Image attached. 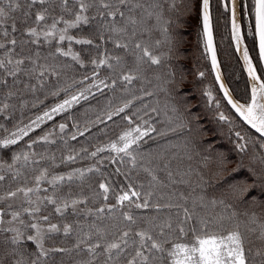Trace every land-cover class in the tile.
Wrapping results in <instances>:
<instances>
[{"label":"snow or ice","instance_id":"1","mask_svg":"<svg viewBox=\"0 0 264 264\" xmlns=\"http://www.w3.org/2000/svg\"><path fill=\"white\" fill-rule=\"evenodd\" d=\"M25 4L21 20L23 27H18L17 17L13 14L21 9L20 0H0V35L5 41L0 42V50H3L0 54V85H7V79L4 77H12L15 82L23 76L28 80L24 88L32 91H35L32 80L43 87L46 77H59L60 72L53 63H41L40 52L26 46L35 45L36 48H41L48 45L55 50L52 53L53 59L56 55L70 56L73 61L83 66L80 56L73 52L71 47L64 50L59 45L65 41L69 44L74 42L89 46L96 44L93 38H77L69 34V30L88 25L90 19L97 17L106 21L103 24V31L107 33L98 35L97 40L110 41L116 49L123 50L124 54L115 57L106 55L103 59L92 60L95 68L91 78L95 79L99 75L96 68L107 65L113 70L115 67L120 68V80L125 85L141 79L153 66L163 64L164 54L160 50L167 41L169 31L167 25L172 23L167 14L174 12L178 7L176 0H25ZM35 5L40 7L32 12ZM209 8L210 0H202L204 47L211 56L212 69L215 71L216 81L219 82V90L223 92L227 103L239 118L264 137V73L257 74L258 65H253L249 49L244 47L242 59L248 77L253 83L250 88L246 86L245 95L241 98L242 103L232 98L229 88L221 81ZM93 10L95 15H90ZM230 12L231 38L235 42L236 50L240 51L244 37L241 34V26L236 21L235 0ZM253 12L254 29L250 28L249 31L258 39L259 63L264 62V0H254ZM9 28L11 33L19 31L27 39L17 40L14 36L10 38ZM155 33H163L165 40L157 38ZM43 59L47 61L49 57ZM113 59L115 66L110 63ZM200 75L203 76L204 73L201 72ZM87 79L89 77H84V80ZM84 80L80 83H84ZM101 84L105 88H115L116 81L113 80L109 85L106 81L100 80L91 87L99 88ZM91 87L63 99L50 110L44 111L43 115L37 116L32 124L13 131L10 136L0 140V147L6 148L16 144L18 139L28 135L33 125L39 127L40 122L45 119L51 120L53 114L68 111L74 104H78L81 98L88 99L87 94L91 92ZM58 94V91L52 93L54 96ZM6 95L11 99L14 92L9 90ZM145 95L152 93L146 92ZM205 95L209 101L212 100L210 91ZM131 105V100L124 102L122 107L108 113V119L124 113ZM9 107L8 103H4L0 107V112L6 111ZM216 107H220L219 103ZM172 112L178 113L179 110L173 106ZM124 119L130 126L134 124L130 116H125ZM219 120L229 121V117L221 112ZM175 121L179 123L172 127ZM168 125V130L173 132L177 129H187L191 134L194 130L191 119L180 115L169 119ZM65 127V124L61 123L60 131L63 132ZM168 130L158 132L156 127L151 126L147 130L139 125L129 127L119 135L117 141L107 147L118 156L122 153L124 157H128L135 168L137 156L130 149L134 145L138 146L139 142L151 133L166 136ZM83 134L80 132V135ZM236 136L243 139L239 132ZM41 139L47 141L48 138L45 136ZM31 146L28 145L29 148ZM238 147L241 151L244 150L243 145ZM103 151L105 148H97L91 155L96 156L98 152ZM21 158L25 163L30 160L28 154H23L22 157L16 155L13 163L7 165V169L11 171ZM67 159L71 161L75 157L68 156ZM261 162L264 163V157L261 158ZM4 167L5 165L0 164V169ZM225 168V162L221 160L218 172L222 173ZM164 170H167L166 175L160 177L156 174V169L143 167V171L149 177L147 190L143 183L138 187L129 183L127 190L114 194L115 203L111 205L107 203L110 187L100 183L99 188L102 190L105 204L93 211L78 207L87 204L85 199H69L64 196L59 187L66 179L64 175H52L51 179H48L49 171L47 168L43 169L33 177L34 186H17L15 190L9 189L0 196V205H5L0 208V264H57V257L59 264H257V258L258 264H264V222L258 224L257 239L261 243L253 253L251 247L246 248V241L249 243L253 241L240 231L241 223L236 219L235 213L202 215L198 208L205 207L204 197L192 199L189 206L191 194L178 195L174 190V186L182 181L175 179L168 164H164L161 171ZM75 175L76 173H69L67 180H73ZM84 175L83 171L79 172L80 178ZM5 179L6 177L0 174V181ZM45 182L53 189L51 195H47L48 188L41 187ZM247 190L244 184L234 186L230 195L238 197ZM41 192L45 195H40ZM211 203L215 204L216 201L213 200ZM125 207L129 211H123ZM132 208L148 211L150 214L135 215L131 212ZM69 209L73 214L95 217V220H90L87 224L79 221L65 222ZM116 212H119V217L115 215ZM56 216L60 219L54 221ZM251 223L256 224L255 217L251 219ZM247 231L255 233L257 229L247 228Z\"/></svg>","mask_w":264,"mask_h":264},{"label":"trees","instance_id":"2","mask_svg":"<svg viewBox=\"0 0 264 264\" xmlns=\"http://www.w3.org/2000/svg\"><path fill=\"white\" fill-rule=\"evenodd\" d=\"M20 3L21 9L13 15L17 17L18 27H23L21 20L26 8L25 0H20ZM176 3L177 9L167 14L172 23L167 25V41L160 50L164 54L163 64L153 66L145 76L130 85H125L120 80L119 67H115V70L107 65L96 68L99 75L95 79L91 78L95 68L92 60L103 59L106 55L115 57L124 54L123 50L116 49L110 41L97 40L101 33L107 35L103 31L106 21L99 17L90 19L88 25L79 29L69 30V34L77 38H93L96 44L89 46L65 41L59 45L64 50L71 47L80 56L83 66L70 56L56 55L53 59L52 53L55 50L48 45L41 48L26 46L40 52L41 63L55 64L60 75L46 77L43 87L32 80L35 91L24 88L28 83L26 77L21 76L15 82L12 77H4L7 85H0V107L4 103H8L10 107L0 112V140L10 136L18 128L32 124L44 111L100 80L109 85L115 80L116 86L105 88L101 84L99 88L91 87L88 99L81 98L68 111L53 114L51 120L40 122L39 127L33 125L28 135L18 139L16 144L0 147V164L5 165L0 169V174L6 177L4 181H0V196L9 189L15 190L17 186H34L33 177L47 168L50 174L48 179L52 175L66 177L59 185L66 198L85 199L87 204L78 207L94 211L105 204L100 183L110 187L107 203L111 205L115 203L114 194L127 190L129 183L137 187L143 183L147 190L149 177L143 167L154 168L158 176L164 177L167 170L161 169L164 164H168L175 179L182 181L174 186L175 192L178 195L191 194L189 206L192 199L198 200L203 196L205 207L198 208L202 215L235 213L236 219L241 223L240 231L253 241H246V248L251 247L254 253L261 243L257 239L258 224L264 222V163L261 162L264 157V139L234 113L219 90L204 47L201 0H176ZM226 3L228 4V0ZM39 7L33 6L32 12ZM253 9L254 0H240L244 40L261 74L264 71L261 62L258 63L257 39L249 31L250 28L254 29ZM90 15H95V11ZM229 15L228 6L222 0H211L212 25L220 66L232 94L242 103L246 86L250 88V84L231 38ZM28 22L31 23V20ZM9 33L10 38L14 36L17 40L27 39L19 31L11 33L10 28ZM155 36L165 40L163 33H155ZM0 42H5L2 35ZM2 51L0 50V54ZM46 56L49 57L47 61L43 59ZM110 63L115 66L114 59ZM201 72L204 73L203 76L200 75ZM86 76L89 79L84 80ZM81 80L84 83H80ZM9 90L14 92L11 99L6 95ZM55 91L59 94L54 96L52 93ZM208 91L212 93L211 101L205 95ZM146 92H151L152 95H145ZM128 100L132 101L131 107L120 115H113L109 120L108 113L122 107ZM217 103L219 108L216 107ZM173 106L179 110L178 113L172 112ZM221 112L229 117V121L219 120ZM176 115L191 119L194 129L191 134L187 129H177L175 132L168 130V120ZM125 116H130L134 124L130 126L124 119ZM61 123L66 126L63 132L59 128ZM176 123L179 121H175L172 127ZM137 125L144 130L150 126L156 127L158 132L168 130V134L160 136L158 133H151L138 146L134 145L130 151L137 156V166L133 168L128 157H124L122 153L118 156L107 146L117 141L123 131ZM80 132L84 134L80 135ZM237 132L243 139L236 136ZM45 136L47 141L41 139ZM73 136L76 138L72 139ZM29 144L32 145L31 148L28 147ZM238 145H243L244 150L241 151ZM97 148H105V151L92 156L91 153L96 152ZM23 154L29 155V162L25 163L21 158L9 171L7 165L13 163L16 155L22 157ZM68 156L75 159L69 161ZM221 160L225 162L226 168L219 173ZM90 168L93 170L89 171ZM80 171L85 174L83 178L79 177ZM69 173H76L71 181L67 180ZM241 184L246 185L248 190L238 197L231 196L233 187ZM41 187L48 188L47 195H51L53 189L47 182ZM167 191L168 189L165 190ZM40 195L45 193L41 192ZM213 200L216 201L215 204L211 203ZM3 207L5 205H0V208ZM122 210L129 211L127 207ZM131 212L135 215L150 214L135 208ZM115 215L119 217V212ZM66 216L65 222L68 223L79 221L87 224L90 220H95V217L73 214L71 209ZM253 217L256 224L251 223ZM57 219L60 217H54V221ZM247 228H256L257 231L248 232ZM56 259L59 264V257ZM258 260L259 258L257 264Z\"/></svg>","mask_w":264,"mask_h":264},{"label":"water","instance_id":"3","mask_svg":"<svg viewBox=\"0 0 264 264\" xmlns=\"http://www.w3.org/2000/svg\"><path fill=\"white\" fill-rule=\"evenodd\" d=\"M232 3H233V0H229V4H230V9H231V6H232ZM235 3H236V7H237V16H236V21H237V23L239 22V20H240V0H235ZM209 11H210V16H211V0H210V8H209ZM201 16H202V0H201ZM230 18H231V12H230ZM211 21H212V17H211ZM230 25H231V19H230ZM203 26V25H202ZM212 31H213V25H212ZM257 39V38H256ZM213 44H214V47H215V49H216V44H215V37H214V32H213ZM233 44H234V47H235V50H236V45H235V42L233 41ZM241 46L244 48V47H247L246 46V43H245V40H244V42L241 44ZM257 47H258V53H259V46H258V39H257ZM236 53H237V55H238V57H239V59H240V61H241V63H242V65H243V68H244V71H245V73H246V75H247V78H248V80H249V82H250V85L252 84V81L249 79V77H248V74H247V71H246V69H245V66H244V62H243V59H242V54L240 53V51H237L236 50ZM216 54H217V49H216ZM208 56H209V60H210V64H211V56H210V54L208 53ZM249 56H250V58L252 59V57H251V55H250V53H249ZM252 62H253V60H252ZM217 63H218V65H219V68H220V76H221V81H223V83L225 84V86H227L228 87V85H227V83H226V80H225V78H224V75H223V72H222V69H221V66H220V62H219V58H218V54H217ZM253 65L255 66V64H254V62H253ZM261 65H262V67H263V71H264V62H261ZM211 68H212V64H211ZM212 71H213V74H214V77H215V71L212 69ZM257 74L258 75H260L259 74V72H257ZM216 80V79H215ZM216 83H217V85H218V87H219V82H217L216 81ZM229 88V87H228ZM229 92H230V94L232 95V98L234 99V100H237L235 97H234V95L232 94V92H231V90H230V88H229ZM222 93V95H223V92H221ZM224 97V96H223ZM225 99V98H224ZM226 100V99H225ZM226 102H227V100H226ZM239 102V101H238ZM229 105V104H228ZM230 106V108H231V105H229ZM232 109V108H231ZM233 111H234V113H235V110L234 109H232ZM236 114V113H235ZM237 115V114H236ZM238 116V115H237ZM239 117V116H238ZM247 125V124H246ZM249 128H251L249 125H247ZM252 129V128H251ZM255 133H257L256 131H255V129H252ZM259 136H260V134L259 133H257ZM262 137V136H261ZM263 139H264V137H262Z\"/></svg>","mask_w":264,"mask_h":264},{"label":"rangeland","instance_id":"4","mask_svg":"<svg viewBox=\"0 0 264 264\" xmlns=\"http://www.w3.org/2000/svg\"><path fill=\"white\" fill-rule=\"evenodd\" d=\"M222 2H223V4L225 5V6H228V11H229V14H230V4H229V0H228V4L226 3V0H222ZM212 17V16H211ZM229 17H230V15H229ZM229 19H231V18H229ZM238 24L241 26V34H242V36H243V30H242V21H241V11H240V20H239V22H238ZM244 37V36H243ZM233 41V40H232ZM253 60V59H252ZM254 62V61H253ZM255 64V63H254ZM256 66V65H255ZM259 72V71H258ZM260 74V73H259ZM249 84H250V82H249Z\"/></svg>","mask_w":264,"mask_h":264},{"label":"bare ground","instance_id":"5","mask_svg":"<svg viewBox=\"0 0 264 264\" xmlns=\"http://www.w3.org/2000/svg\"><path fill=\"white\" fill-rule=\"evenodd\" d=\"M243 47L242 46H240V53L243 55ZM253 83V82H252Z\"/></svg>","mask_w":264,"mask_h":264}]
</instances>
